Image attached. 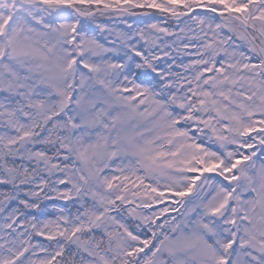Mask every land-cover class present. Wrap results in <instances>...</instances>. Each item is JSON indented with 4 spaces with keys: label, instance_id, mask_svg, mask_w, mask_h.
<instances>
[{
    "label": "snow or ice",
    "instance_id": "obj_1",
    "mask_svg": "<svg viewBox=\"0 0 264 264\" xmlns=\"http://www.w3.org/2000/svg\"><path fill=\"white\" fill-rule=\"evenodd\" d=\"M0 264H264V0H0Z\"/></svg>",
    "mask_w": 264,
    "mask_h": 264
}]
</instances>
